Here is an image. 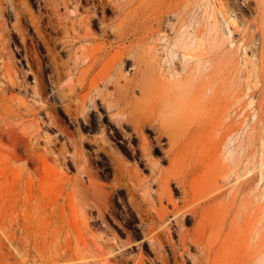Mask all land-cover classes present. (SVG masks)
<instances>
[{"label":"bare ground","instance_id":"6f19581e","mask_svg":"<svg viewBox=\"0 0 264 264\" xmlns=\"http://www.w3.org/2000/svg\"><path fill=\"white\" fill-rule=\"evenodd\" d=\"M197 1L47 0L48 14H29L32 35L21 25L28 14L22 0H0V11L16 14L24 46L18 52L23 68L11 54L2 60L0 115L23 109L35 119L43 110L73 146L70 155L82 174L77 190L98 207L116 187L87 160L82 143L51 110L52 100L65 102L85 128L103 126L107 136L94 141L91 153L124 181L128 203L143 222L137 225L141 239L112 248L106 263L149 241L165 264L168 255L174 264H264V236L252 234V123L239 121L236 66L222 64L223 49L204 48L213 27L186 25ZM215 1L236 19L235 4ZM243 2L255 4L264 33V0ZM108 8L114 18L106 16ZM144 41L149 47L137 53L135 42ZM9 85L27 88L30 100L17 105ZM135 264H146L143 253Z\"/></svg>","mask_w":264,"mask_h":264},{"label":"rangeland","instance_id":"374dc122","mask_svg":"<svg viewBox=\"0 0 264 264\" xmlns=\"http://www.w3.org/2000/svg\"><path fill=\"white\" fill-rule=\"evenodd\" d=\"M229 1L237 9L236 19L235 14L220 12L215 0H198L196 11H189L184 20L189 28L215 27L204 48L223 49L227 55L221 57V63L236 66L234 97L241 113L239 121L242 127L248 121L252 123V234L256 231L264 236V47L261 45L264 33L257 29L255 4L247 8L243 0ZM22 2L28 14L21 25L34 35L29 14H48L47 0ZM89 2L99 4L98 0ZM238 8H243L244 17ZM106 16L114 18L115 11L108 8ZM0 24L4 30L0 37L3 57L0 66L11 54L15 65L23 68L18 53L24 51L17 35L19 24L9 7L0 11ZM134 45L137 53L149 47L145 41ZM38 46L45 54L40 42ZM61 56L67 55L61 52ZM31 80V76L27 78L30 85ZM3 81L1 74L0 93L4 89ZM26 90L23 86L6 87L8 95H15L17 105L23 98L30 100ZM227 99L229 103L234 98L230 95ZM96 103L100 108L99 100ZM51 110L82 143L87 160L102 174L103 181L114 184L116 190L106 206L98 207L89 198L83 199L76 186L82 176L79 161L70 155L73 146L49 122L43 110L35 119L25 117L23 109L3 112L0 115V264H114V261L135 264L141 253L146 264H165L149 241L124 249L113 262H105L112 248L141 239L137 225L142 226L143 222L128 203L124 181L113 174L105 161L95 159L91 153L94 141L107 136L104 127L85 128L69 116L67 104L57 99L52 100ZM127 159L133 162L130 157ZM255 249L252 244V252ZM167 264H174L169 255Z\"/></svg>","mask_w":264,"mask_h":264}]
</instances>
